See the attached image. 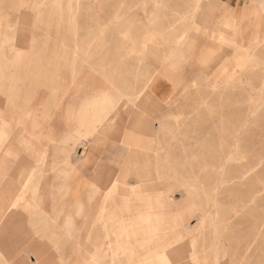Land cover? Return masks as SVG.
I'll return each mask as SVG.
<instances>
[{
	"label": "rangeland",
	"instance_id": "rangeland-1",
	"mask_svg": "<svg viewBox=\"0 0 264 264\" xmlns=\"http://www.w3.org/2000/svg\"><path fill=\"white\" fill-rule=\"evenodd\" d=\"M245 1L258 13L259 21L245 24L222 17L229 6ZM260 1L264 3L0 0V56L6 53L18 65L28 59V54L44 55L43 60L56 62L55 67L42 66L43 77L27 78L29 85L45 81L44 86L37 85L35 89L45 92L48 100L17 103L12 111L7 110L13 116L29 109L43 110L45 119L39 120L40 130L34 136L24 131L30 129L29 119L4 112L3 119L8 124L0 146L3 217L17 216L26 228L37 235L44 234L46 241L58 240L54 245L68 243L69 238L62 235L64 227L48 232L40 228L45 220L58 224L46 218L47 212L60 213V218L69 212L75 215L67 183L57 173L65 158L67 164L77 161V165L89 167L83 179L82 175L77 178L83 183L76 196L81 197L88 211L72 222L76 233L70 240L76 246V264H153L149 253L155 247L159 254L173 257L165 264H264V9L259 13ZM196 3L200 14L195 24L199 26L186 32L191 48L184 52L183 46L174 48L173 35L195 21ZM166 51L172 52L161 73L171 81L170 103L155 114L147 110L154 103L148 96L137 108L148 120L153 144L152 152H146L151 180L136 178L132 170L125 182L113 180L112 170L119 175L124 159L128 169L129 164L136 166L140 157L137 151L142 152L137 147V135L126 132L123 152L118 140H108L103 152H95L99 157L96 161L93 152L103 143L83 132V127L77 130L80 125L68 123L69 109L64 100L69 93L73 97L72 84L62 75L64 71L70 75L72 59L83 60L88 55L95 61L129 56L158 68ZM82 66L83 73L87 67ZM94 72L81 89L78 83L73 85L77 108L91 95L99 96L102 88L115 95L122 87L112 71ZM3 80L7 82L8 78ZM143 117L137 118L139 123H143ZM125 125L127 122L120 120L114 129L119 132ZM64 153L70 157H64ZM96 162L104 163V167ZM51 163L56 170L49 171L45 185L38 188L55 203L44 204L39 212L32 207L33 194L26 189L24 178L29 168L39 170L42 164ZM90 196L92 203L87 200ZM148 204L164 222L156 224L157 231L150 236L155 238L146 243L144 239L149 235L132 236L123 231L121 222L143 216ZM57 233L62 237L56 238ZM156 237H168L172 244L160 247Z\"/></svg>",
	"mask_w": 264,
	"mask_h": 264
},
{
	"label": "bare ground",
	"instance_id": "bare-ground-1",
	"mask_svg": "<svg viewBox=\"0 0 264 264\" xmlns=\"http://www.w3.org/2000/svg\"><path fill=\"white\" fill-rule=\"evenodd\" d=\"M58 2H59V0H58ZM56 4H58V3H56ZM198 6H199L198 3H196L195 4V13H197V14H195L196 15L195 21L194 22L191 21V24H188L185 27V29H183L179 33H175L173 35L174 48L183 46L182 49L184 52H187L191 48V43L187 42V36L188 35H186V32L189 29H194L197 26H199L197 23L195 24V22H197V18L199 16V14H200V12L198 10ZM257 6H259V13L262 12L264 9V3L262 1H260ZM234 7H235V9H234ZM234 7L229 6L228 12L225 15H222V17H224L228 22H233L235 20H237V21L239 20V21H243L245 24H247V23H254L255 21H259L258 20V18H259L258 13L252 11V9L248 6V3L246 1L243 2L241 5L237 4ZM198 12H199V14H198ZM191 20H193V19H191ZM237 21L235 23H237ZM223 24H225V23H223ZM227 29H229V28H227ZM235 30H237V29H235ZM217 32H219V30ZM242 32H243V30H242ZM220 33H221V31H220ZM232 33H233V30H232ZM233 35H234V33H233ZM235 35L238 36V33ZM233 37H235V36H233ZM231 38H232V36H231ZM235 38H237V37H235ZM232 39H234V38H232ZM239 40H240V38H239ZM238 41H237V43L240 42V41L239 42ZM166 52L161 57V65L158 68H152L149 65L144 64L141 61V59L132 58L129 56H119V57H116L115 59H107V60L101 59V60L95 61L93 58L90 57V55L87 54L88 56L85 57L83 60L82 59H80V60L79 59H72L71 60L70 75H68L67 80L72 84V87H71L72 95L76 94V85L73 86L74 84L78 83V89L79 88L81 89V84L85 83V80L87 79V77L90 76V73H92L94 71H98V70H99V73H101V74L108 73V72L112 71V73L115 75V77L119 79L118 84L120 83L122 86L121 88L117 89V93L115 95H110V94L106 93V90L104 88H102L100 90L99 96L91 95L90 97L85 99L84 104L79 106L78 108L77 107L73 108V106H71V108L67 111V116H66L68 123L71 122L75 126L80 125V127L77 128V130H79L80 128L83 127L84 130H82V131L87 133V134H90L93 139L97 140V142H102L104 144L108 140H112V139L118 140L116 143L118 144L119 147H121L120 148L122 150L121 152H123V148L126 144L125 143L126 132L130 130L132 133H136L137 139L139 142V145L138 146L136 145V146L142 151V152L137 151V154L140 157L137 160V163L135 164L136 166H131L129 164L130 168L128 169V167H127L128 161H127V159H124L123 160L124 161V166H123L124 168L119 175L115 176L114 170H112V168H111V170L113 171V173L111 174V178L113 180L118 179L120 181L125 182L127 180L128 176L132 173L135 174L136 178L137 177H140V178L143 177L147 181L151 180L150 175L147 174V172L151 169L150 168L151 163L148 160V156H147L146 152H148L149 150H151V152H152L153 144L150 140L151 134L149 131V124L147 123L148 120H147L146 116L143 117L142 113L140 111H138L137 108H138V105H139V102L141 101V99L146 98L148 96L153 97L154 103H150L152 105H149V108L147 110L149 112L151 111L152 113H155V114H159L160 108L166 107L170 103V100L172 97V90L170 89L171 81H170V79L169 80L167 79L168 77H166V79H164V77L162 76V73H161L162 65H164L167 62V59L171 55L172 51H168L167 53ZM82 64H84V66L87 67V70L83 73L81 71L84 69V68H82L83 67ZM55 65H56V62L54 61V59L43 60V66H46L47 68L50 66L55 67ZM58 68L59 67L56 68L57 72L60 73L61 70H60V68L59 69ZM94 73H97V72H94ZM170 75H171V73H170ZM79 77H80V79H79ZM60 84L62 85V83H59V85ZM60 87L61 86H59V88ZM71 97H69L68 100H70ZM139 117L144 118L143 123H139L140 121H139V119H137ZM120 120L127 122V125H125V127L123 126L122 129L118 132V131H115L114 128L120 122ZM80 132L81 131H79V134H81ZM116 137H118V139H115ZM113 145H115V142ZM93 150H94V148H92V151ZM238 168H240V167H238ZM233 169H231L230 171H232ZM240 169H242V168H240ZM130 170H132L133 172L131 173ZM235 170L237 171V169H234V171ZM239 172L237 175H239ZM232 173H231V175H232ZM242 173H243V171H242ZM140 174H143V175H140ZM235 174L236 173L234 172V176H235ZM238 178H240V177H238ZM142 190H143V193L145 195V193H146L144 191L145 189L143 188ZM33 191L35 192V190H33ZM112 201H114V200H112ZM33 207L35 208V206H33ZM37 211L40 212L39 209H37ZM127 211H128V209H127ZM144 213L145 214L143 216L138 217L137 219L129 218V219L121 222L122 223L121 225H122L123 231H126L127 233H129L132 236L139 235L140 233H142L146 236L149 235V237L144 239L146 243L147 242L149 243L153 240V238H155V237H150V236L154 235V232L157 231V229H155L156 224L158 225L160 221H162V222H164V221H163V217H159V216L155 215V212H154L153 208L151 207V204L147 205V209ZM175 213H177V212H175ZM177 214H179V213H177ZM46 218H48L49 220H53L50 218V216H47ZM164 219L166 220V218H164ZM173 220H175V219H173ZM44 223L45 224L40 226L44 230L58 229L59 231H61L63 229L62 227L58 226L55 223H51L48 220H45ZM173 223H174V221H173ZM105 227L107 229V226H105ZM114 229L117 230L116 227ZM155 240H156L155 241L156 244L160 247H161V244H164V245H171L172 244V242L170 241V239L168 237H163V238H157L156 237ZM159 253H160V251H159V248H157V247L153 248L152 252L149 253V255L152 254L151 258H153V264H165V263H167V261L173 259L172 256H165V255H161L162 253L161 254H159ZM147 258H148V256H147ZM147 258L145 257L144 260H147Z\"/></svg>",
	"mask_w": 264,
	"mask_h": 264
},
{
	"label": "crops",
	"instance_id": "crops-1",
	"mask_svg": "<svg viewBox=\"0 0 264 264\" xmlns=\"http://www.w3.org/2000/svg\"><path fill=\"white\" fill-rule=\"evenodd\" d=\"M26 56L28 57V59H24L19 65L16 60H13L12 57H10L6 53L5 55L0 56L3 57V61L0 58V146L6 134L5 126L6 124H8V122L3 119L4 112L6 114L9 112V116L11 117L19 118V116H21L26 120L29 119L30 129H25L24 131L30 136H34L40 130L39 120L45 119L44 116L41 115L43 113V110L38 111L29 109V111H23L18 116L11 115L13 113H11L12 108H15L17 103H26L33 100H48L46 98L45 92L35 89L37 85L44 86L45 81L37 80L34 84L29 85L27 79L30 77L39 78L45 75V69L42 68V66L43 59L46 57L39 54H28ZM68 75L69 74H66V72L64 71V74L62 76L68 77ZM3 78H8V81L5 82ZM1 96H3L4 98ZM68 96L71 97V93H69ZM74 98L75 95L73 94L72 100H68L69 98L67 100H64L66 102L65 108L70 109L71 106H73V108L76 107ZM4 106L5 108L4 110H2ZM10 109L11 111H7ZM106 145L107 141L93 152L96 161L99 159V157H96L95 152H103V149L104 147L106 148ZM67 156L70 157L69 154L64 153V157ZM61 162L62 167L60 169H57V173L67 183L65 187L68 190L67 193L69 194L70 201L73 204L71 208L75 215L71 212H69L66 216H63V218H60V213L54 214L47 212V215L50 216L51 219L56 220V222H58V226L62 228L64 227V231L68 229L66 232L63 231L62 233L64 238H69L68 243L64 245H54V242H58V240L52 239L50 240V242L46 241L44 238H42L44 234L37 235L36 232H34L30 227L26 228L23 223L18 221L19 218L17 216L8 215L3 217V211L2 209H0V219H3V221L0 223V264H76L77 250L76 246L70 240L72 236L74 237L73 234L76 233V226L73 225L72 222H76L77 218L83 217L84 215H86V211H88L87 209H84L81 197L77 198L76 196V190L82 188L83 183V181H78L77 178L82 175L83 179V172L89 167L85 168L82 167V165H77V161H70L67 164L65 158ZM96 164H101L104 167V163L102 162H96ZM53 165L54 164L52 163L48 166L42 164L39 170L31 167L27 171L24 181L26 182V189L33 194L34 202L32 207L35 206V208L33 207V209H39L41 211L44 204L55 203L48 201L50 198L48 196L46 197L44 190L40 191V189L38 188V186L40 185H45L46 176L49 171L56 170V167ZM63 174H66L67 177H63ZM98 187L95 186V188ZM88 188L91 192L93 186H90ZM33 190H35V192ZM22 195H19L18 199L22 198ZM87 200L89 203L93 202L91 196L89 198L87 197ZM63 222L65 224L64 226H61ZM44 232L48 231L45 230ZM56 236V238L62 237L58 233L56 234Z\"/></svg>",
	"mask_w": 264,
	"mask_h": 264
}]
</instances>
